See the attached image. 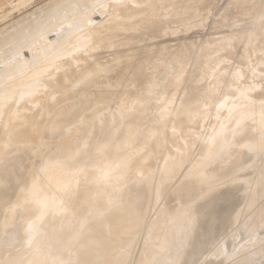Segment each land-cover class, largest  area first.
<instances>
[{
    "label": "rangeland",
    "instance_id": "rangeland-1",
    "mask_svg": "<svg viewBox=\"0 0 264 264\" xmlns=\"http://www.w3.org/2000/svg\"><path fill=\"white\" fill-rule=\"evenodd\" d=\"M54 2L0 0L3 30L0 35L6 33L4 29L8 25V29H13L14 23V29L28 20L27 23L34 25L36 17L55 5ZM175 2L181 5L179 26L178 19L164 20L157 29H152L142 17L147 4L166 10ZM233 2L114 0L110 7L103 2L104 7L93 8L81 28L57 30L46 38L51 43L63 36L55 65L61 71L70 66L74 54H82L94 45V39L108 32L109 25L127 23L133 41L130 48H142L146 52L140 71L153 70L161 57L173 68L160 94L147 101L138 113V122L143 123L156 108L163 109L170 99L177 98L178 102V97L195 84L210 92L211 101L195 105L190 121L198 123L194 125L198 131L188 146L174 147L171 142L174 105H168L166 120L155 127L156 132L161 131L159 147L141 148L137 153L139 160L127 166L122 174L119 173L122 157L110 154L109 161L116 170L108 178L88 179L99 166L100 154L109 143L94 142V145L90 139L96 129L89 130L87 135L91 136L86 135L83 144L71 151V163L60 170L63 180L61 184H53L49 207L42 194L26 198L25 201L40 207L33 217L26 216L25 211L12 218L8 216L14 200L13 189L2 179L9 178L14 170L0 168V264H158L173 253L177 254L170 264H264V49L252 59L244 54L252 49L256 35L264 34V0ZM237 4L241 6L233 9ZM27 23L24 29L29 28ZM165 25H169L168 32L163 31ZM13 31L16 35V30ZM25 32L27 29L24 35L29 31ZM123 48L121 43L114 49L119 59L128 55V50L121 51ZM111 51L105 52L109 58L102 51L99 52L104 59L100 54L96 60L95 54L91 56L95 60L92 65L101 63L102 75L111 74V70L106 71L111 66ZM130 57L135 61L132 54ZM23 58L29 59V54L24 52ZM12 66L0 63V73L4 75L0 74V86L7 84L8 79L17 80L3 86V90L13 88L5 96L14 97L8 106L0 101L5 130L0 145H6L19 131L10 120L26 122L30 118L29 107H18V99L27 100L26 91L45 92L37 88V81L26 79L37 67L25 73H20V68L19 74L17 66ZM180 67L182 72L177 73L175 69ZM190 67L191 71L186 73ZM77 90L69 95L76 97L82 92L80 88ZM0 97H4L2 91ZM83 101L81 97L79 104ZM37 104L41 106L42 102ZM55 144L56 141L51 142ZM89 144L93 145L89 147ZM87 146L95 151H88ZM35 149L32 146L29 151ZM27 150H17L18 157ZM71 164L76 166L72 168ZM120 178L125 180L121 191L114 185ZM89 182L95 190H87ZM119 207L122 209L117 213ZM198 249H202V254L193 262L190 254ZM2 252L9 255L3 253L6 260L1 258Z\"/></svg>",
    "mask_w": 264,
    "mask_h": 264
},
{
    "label": "bare ground",
    "instance_id": "bare-ground-1",
    "mask_svg": "<svg viewBox=\"0 0 264 264\" xmlns=\"http://www.w3.org/2000/svg\"><path fill=\"white\" fill-rule=\"evenodd\" d=\"M59 1L61 2L55 0V5L52 4V6L48 4V6L50 5L49 8H45L47 9L46 12H43V14L41 13L42 15L39 18L36 17L38 20L37 22L34 21V25L31 22L27 23L29 20H24L25 27L26 23L30 25L29 28L32 27V25L34 26L32 31L29 28L24 29L22 22L23 26H19L17 29H14L16 23H14L13 29H10V27L8 29L7 27L9 25L5 28L9 31L12 30V34L9 33V31H5L3 28L4 32H6L4 34H7V36L4 37V34L0 35L3 39V41H0L1 65L8 67H13L12 65H14V68L16 65L17 72L18 69L21 68L20 73L23 71L25 73L31 68L37 67L35 71L26 76V79L31 82L32 80L34 82L37 81V88L45 89V92L42 94L26 91L25 96L29 97L27 100L19 98L21 95L18 97V107L28 106L30 118L26 120V122H18L17 119L10 120L16 123L15 126L19 127V131L12 136L6 145H0V168L9 167L14 170L9 178L3 176L2 179L4 180V184L10 183L13 189L14 200L8 211V216L11 218L21 211H25L24 213L29 217H33V214L39 211L40 207H36L30 200L25 201L26 198H37L42 194L47 202L46 207H49L50 201L48 202V200L54 193L53 184H61L63 180V174L60 170L71 161V151L77 149V146H81L84 139L88 138L86 135L89 130L93 131V129H96L91 139L89 138L91 142H95L96 145H98L97 142H99L100 145L101 142L109 143L100 154L99 166L90 174L88 179L92 180L97 177L108 178L116 170L111 165V161H109L110 154L122 157L123 163L119 170V173L122 174V171L127 166L139 160L140 157L137 153L141 148L153 149L159 147L162 143L161 131L156 132L155 130L157 129L155 127H160L164 123V120H166L168 105H170V107L174 105L172 112L173 120L170 122L172 124L171 142H173L172 144L174 147L179 145L188 146L192 143L194 134L198 131L197 128L194 129V125L196 124L195 126H197L198 123L196 121H190L194 116L195 105L211 101L210 92H207L205 89L195 84L189 91L187 89L184 95L178 97V102L175 101L177 98H175L174 101L170 99L163 109H160V107L156 108V111L152 112L153 114H149L148 118H146L143 123L142 121L138 122L139 119L136 118L138 113L142 111L147 101H150L160 94V91L164 88L166 83V76L173 71V68H169L170 64L167 61H163L161 57L160 60L156 62L153 70L140 71L141 66L139 65L145 60L144 56L146 52L143 51L144 49L142 48H130V46L133 45L131 44L133 41L131 31L129 30L130 27L127 23L122 24L121 22H116L109 25L106 28L108 32L94 39L95 42L91 48L86 49L82 54H74V60L70 61V66L61 71L60 69H56L55 65H58L56 52H58L62 46L60 44L63 42V36L58 37V35L56 40L50 41L51 43H49V40H46V38H49V35L53 33L55 34L57 30H63L68 27L74 29L81 28L88 20L87 18L91 14L93 8H103L104 4H101L103 2H106L110 7L114 0ZM231 1L234 3L233 1L236 2L237 0ZM240 6L241 4H237L232 7L237 10ZM180 8L181 5L177 2L173 3L166 10L157 9L153 3L147 4L142 17L147 23L151 24L152 29H157L164 20L176 21L180 18ZM45 9L43 11H45ZM235 13L238 15L237 12ZM28 17L32 19L30 15ZM179 20L180 19H178L177 26L182 23V21ZM129 23L132 22L129 21ZM17 24H19L18 21ZM18 29H20V31H18ZM23 29L25 31L27 29V32L29 31L28 34L24 35ZM13 30H16L17 36L13 34L15 33ZM169 30V25L163 27V31L168 32ZM0 33L2 34L3 30H1ZM121 43H124V48L121 51L128 50L127 57L123 59H119L120 56H118V53L114 50L121 46ZM111 49H113V51H111L113 54L110 53V58L112 59L110 60L111 66L106 70L109 72L111 70V74L108 76H106L107 73L102 75V71L99 69L101 63L92 65V61L96 60V55L100 54L101 51L102 53H108ZM262 49H264V34L258 33L252 49H249L244 54L249 59H252L255 54ZM24 52L29 54V59L26 60L25 56V58H23ZM106 53L105 56L108 57ZM94 54L95 60H91V56ZM130 54L135 57V61H132ZM102 55L100 54L99 56H101V58L105 57L104 55L102 57ZM61 61H63V59ZM191 69L192 67H190V69L188 68L186 73L190 72ZM175 70L177 73L182 72L181 67ZM11 74L13 76V72ZM6 75L7 74H5V76ZM8 80L7 84L4 83L0 86V91L3 92L4 96L0 97V101H4L6 106L13 101L14 96L10 97L5 95H8L13 88L3 90V86L17 81ZM16 87L17 85L15 88ZM78 88H80V90L82 89L79 95L76 97L69 95V93L77 92ZM83 90H85V92ZM81 97L84 98L85 101L79 104V99ZM54 99H57L55 104L52 103ZM38 101L42 102L41 106L37 104ZM38 112L39 114L36 116L35 113ZM3 118V112L0 110V143L5 136ZM73 118H77L75 120L77 122H75ZM31 120L34 121L33 124ZM148 121L152 122L149 124L147 123ZM86 122L88 123L86 124ZM204 126L206 127L207 125L205 124ZM53 141H56L55 145H51ZM90 145L93 144H89V147ZM32 146H35V151H29V148H32ZM89 147L87 146L88 151H95L93 148L92 150ZM21 148H28V150L22 157H18L17 150ZM80 149L82 148H79V150ZM77 152L76 154L80 153ZM92 154H94V152ZM82 163L84 164V162H81V164ZM81 164L79 163L78 166ZM74 165L75 164L71 167L73 168ZM85 166H87L86 163ZM114 185L116 189L121 191L125 188V180L120 178ZM86 188L88 191L96 189V187L92 186L91 182L87 184ZM242 192L246 193L245 190ZM120 207L117 209V213L122 209H120ZM11 218L10 220H12ZM3 253L5 254V252H2L1 258L4 256ZM7 254L5 255L9 256ZM176 254L177 253H173L161 260L158 264H170ZM201 254L202 249H198L193 254H190L191 261H197V258H200ZM3 259L6 260L7 257ZM0 263H2V261Z\"/></svg>",
    "mask_w": 264,
    "mask_h": 264
}]
</instances>
